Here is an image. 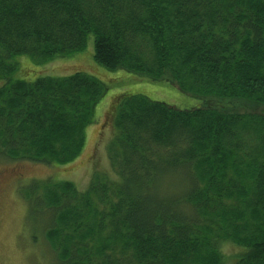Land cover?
<instances>
[{"label": "trees", "instance_id": "1", "mask_svg": "<svg viewBox=\"0 0 264 264\" xmlns=\"http://www.w3.org/2000/svg\"><path fill=\"white\" fill-rule=\"evenodd\" d=\"M89 35L100 65L201 104L121 94L109 168L82 191L31 180L23 197L50 217L53 264H264V0H0V157L79 156L106 85L84 71L12 73L17 56H70Z\"/></svg>", "mask_w": 264, "mask_h": 264}, {"label": "rangeland", "instance_id": "2", "mask_svg": "<svg viewBox=\"0 0 264 264\" xmlns=\"http://www.w3.org/2000/svg\"><path fill=\"white\" fill-rule=\"evenodd\" d=\"M15 60L17 66L12 73L13 78L32 81L41 75L84 71L106 85L104 95L95 105L93 122L85 129V143L76 159L52 166L38 161L0 157V264H53L59 248L50 244L45 235L50 217L47 215L46 218L39 207L23 197L31 180H69L82 191L95 170L106 169L109 166L106 146L114 133L111 115L121 94H142L180 109L197 107L201 99L180 91L167 81L151 80L124 69L110 70L100 65L93 58L91 35L84 49L70 56L55 57L44 63L34 62L26 55L17 56ZM240 250L244 247L232 243L221 246L222 253L227 255ZM232 263L230 260L226 264Z\"/></svg>", "mask_w": 264, "mask_h": 264}]
</instances>
